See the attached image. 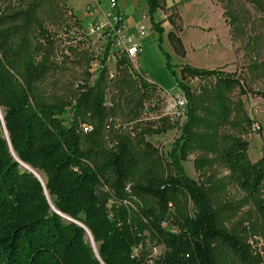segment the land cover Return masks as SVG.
<instances>
[{"label": "rangeland", "instance_id": "1", "mask_svg": "<svg viewBox=\"0 0 264 264\" xmlns=\"http://www.w3.org/2000/svg\"><path fill=\"white\" fill-rule=\"evenodd\" d=\"M158 2L156 19L167 16L162 21L164 51L159 45V33L151 28L142 38V51L135 58L139 70L156 88L143 87L147 81L141 82L131 73L137 72L128 61L123 69L118 68L116 78L104 77V98L111 104L107 119L113 120V126L104 128L103 145L107 146L116 135L128 137L140 170L152 167L168 176L175 173L173 155L183 154L184 171L203 187L219 226L235 235L245 249L243 260L226 245L216 242V264H264V218L259 210L260 201H264V182L257 192L242 188L239 176L222 159L227 149L245 142L246 164L264 168V0ZM71 4L85 26L93 20L79 5ZM34 5L54 44L50 55L54 68L37 84L35 93L41 105L63 109L60 117L68 124L74 115L80 86L86 82L92 85L99 78L92 72L95 62L91 58L92 47L73 38L71 31L79 25L69 15L65 0H0V12L12 14L30 10ZM119 5L135 23H140L149 8L147 0H119ZM24 23L21 18L5 25L14 31V47H21L27 37L21 64L28 59L38 39L37 31L32 27L28 31ZM237 28H243L242 38ZM249 40L255 42L254 46ZM165 52L170 55L176 74L167 66ZM185 65L212 73L206 78L183 75L181 68ZM217 74L233 77L239 84L226 91L217 83ZM179 80L196 97V119L190 127L188 109L192 104H188L181 118L168 114L166 109L171 95H186ZM79 123V131L86 125L93 126L83 113ZM82 144L87 146L85 142ZM110 194L109 211L125 209L132 224L142 220L141 209L159 211L155 200L137 196L129 186L123 198L113 190ZM195 212L193 202L178 194L170 200L165 217L169 221ZM164 250L157 238L145 231L134 252L145 264H158Z\"/></svg>", "mask_w": 264, "mask_h": 264}, {"label": "trees", "instance_id": "2", "mask_svg": "<svg viewBox=\"0 0 264 264\" xmlns=\"http://www.w3.org/2000/svg\"><path fill=\"white\" fill-rule=\"evenodd\" d=\"M147 4L163 50L162 22L155 15L159 2L147 0ZM37 9L34 5L12 14L0 12V264H145L134 252L145 231L165 249L158 264H216V242L244 260L242 242L219 226L203 187L186 175L183 154L173 155L175 173L168 176L152 167L140 170L128 137L116 135L103 145L104 128L113 126V120L107 119L111 108L104 98V73L92 85L86 82L80 86L68 124L60 117L63 109L40 104L35 90L54 68L50 57L54 44L37 17ZM21 18L24 27L28 31L34 28L38 37L24 64L21 57L26 54L22 48L27 37L21 47H14V31L5 27ZM237 34L242 38L243 28ZM248 43L254 46L255 42ZM165 54L172 69L170 55ZM211 73L189 65L181 68V74L200 78ZM144 83L143 87L156 88L153 83ZM217 83L229 91L239 81L217 74ZM178 84L192 104L188 109L190 127L196 119V97L180 80ZM82 113L93 125L86 133L79 131ZM246 148L247 143L240 142L223 152L222 159L239 176L242 188L257 192L264 182V168L246 164ZM12 150L23 164L41 173L43 182L16 160ZM128 186L137 196L155 200L159 211L141 209L142 220L136 224L131 223L125 209L110 212V191L123 198ZM178 194L187 196L196 212L166 221V208ZM259 210L264 218V201H260Z\"/></svg>", "mask_w": 264, "mask_h": 264}, {"label": "built area", "instance_id": "3", "mask_svg": "<svg viewBox=\"0 0 264 264\" xmlns=\"http://www.w3.org/2000/svg\"><path fill=\"white\" fill-rule=\"evenodd\" d=\"M79 5L85 11L86 16L93 20L84 25L82 21L74 14V6ZM69 8V15L73 16L79 27L71 34L76 41L88 44L92 47L91 56H95L92 72L100 76L104 73L108 79H114L117 76L118 68L123 69L124 59L132 63L135 68L133 75L140 80L152 83L139 70L135 64V58L142 51L141 40L152 28L151 17L149 13L142 14L140 23L131 22L129 17L122 11L119 0H65ZM150 22V26L147 23ZM167 20L166 15H162L161 22ZM123 63V64H122ZM97 76V77H98ZM107 105H111L107 100ZM188 98L186 95L178 93L171 95L167 105L168 114L181 118L187 112ZM91 126H84L83 132H89Z\"/></svg>", "mask_w": 264, "mask_h": 264}, {"label": "water", "instance_id": "4", "mask_svg": "<svg viewBox=\"0 0 264 264\" xmlns=\"http://www.w3.org/2000/svg\"><path fill=\"white\" fill-rule=\"evenodd\" d=\"M0 117L3 119V115H2L1 109H0ZM8 138H9V137H8ZM12 153H13V155L15 156L16 160H17L18 162L22 163V162L17 158V156L15 155V153L13 152V150H12ZM22 164H23V163H22ZM23 166H24L25 168H27L29 171H31L33 174H35V176L38 177L39 180L43 182V180L41 179V177L37 174V171H36V170H34L33 168H31L30 166H27V165H25V164H23ZM46 194H47V196H48V193H47V192H46ZM48 198H49V196H48ZM53 209L55 210L54 207H53ZM55 211H56V210H55ZM73 221H74V220H73ZM75 222L78 223L79 225L83 226L80 222H77V221H75ZM88 235H89V237H90L91 244H92L94 250H95L96 253H97V248H96V245H95L94 239H93V237H92V235H91V233H90L89 231H88ZM97 254H98V253H97Z\"/></svg>", "mask_w": 264, "mask_h": 264}, {"label": "bare ground", "instance_id": "5", "mask_svg": "<svg viewBox=\"0 0 264 264\" xmlns=\"http://www.w3.org/2000/svg\"><path fill=\"white\" fill-rule=\"evenodd\" d=\"M91 58L94 59V61H95V56H91ZM94 64H95V62H94ZM37 174H38V175L41 177V179L43 180V176L41 175V173L37 172ZM65 218H67V217H65Z\"/></svg>", "mask_w": 264, "mask_h": 264}, {"label": "crops", "instance_id": "6", "mask_svg": "<svg viewBox=\"0 0 264 264\" xmlns=\"http://www.w3.org/2000/svg\"><path fill=\"white\" fill-rule=\"evenodd\" d=\"M147 23L149 24V26H150V22H148V19H147Z\"/></svg>", "mask_w": 264, "mask_h": 264}]
</instances>
